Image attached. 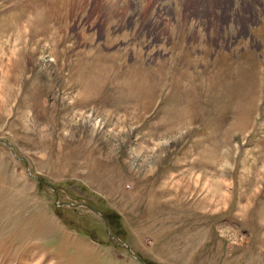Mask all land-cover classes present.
Here are the masks:
<instances>
[{
  "label": "rangeland",
  "instance_id": "374dc122",
  "mask_svg": "<svg viewBox=\"0 0 264 264\" xmlns=\"http://www.w3.org/2000/svg\"><path fill=\"white\" fill-rule=\"evenodd\" d=\"M263 41L264 0H0V264H264Z\"/></svg>",
  "mask_w": 264,
  "mask_h": 264
},
{
  "label": "water",
  "instance_id": "95a60500",
  "mask_svg": "<svg viewBox=\"0 0 264 264\" xmlns=\"http://www.w3.org/2000/svg\"><path fill=\"white\" fill-rule=\"evenodd\" d=\"M37 179H39V177H36ZM95 211V209H93ZM103 217V216H102ZM104 218V217H103ZM104 221L106 223V226H107V222H106V219L104 218Z\"/></svg>",
  "mask_w": 264,
  "mask_h": 264
},
{
  "label": "bare ground",
  "instance_id": "6f19581e",
  "mask_svg": "<svg viewBox=\"0 0 264 264\" xmlns=\"http://www.w3.org/2000/svg\"><path fill=\"white\" fill-rule=\"evenodd\" d=\"M263 44H264V41H263ZM261 63V62H260ZM233 64V63H232Z\"/></svg>",
  "mask_w": 264,
  "mask_h": 264
}]
</instances>
